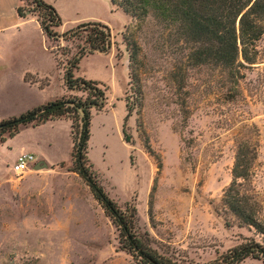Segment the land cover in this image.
<instances>
[{"label":"rangeland","instance_id":"1","mask_svg":"<svg viewBox=\"0 0 264 264\" xmlns=\"http://www.w3.org/2000/svg\"><path fill=\"white\" fill-rule=\"evenodd\" d=\"M58 1V33L84 21L110 29V49L84 56L74 73L107 86L104 108L92 110L86 149L107 195L122 208L135 206L137 226L152 246L181 264H207L247 237L262 241L235 221L226 225L217 209L232 180L236 146L249 141L256 147L250 180L264 215V33L255 42L256 62L234 77L215 58H193L203 35L178 15L167 25L151 10L132 17L109 0ZM21 3L33 8L31 0ZM80 43L51 41L40 30L0 39V120L64 94L70 54L59 46L74 53ZM28 57L47 59L45 77L26 75L47 82L44 91L18 81L16 70ZM70 131V122L54 121L0 139V264H138L121 250L111 220L73 171ZM23 152L43 166L15 174L12 165Z\"/></svg>","mask_w":264,"mask_h":264},{"label":"trees","instance_id":"2","mask_svg":"<svg viewBox=\"0 0 264 264\" xmlns=\"http://www.w3.org/2000/svg\"><path fill=\"white\" fill-rule=\"evenodd\" d=\"M109 1L132 17L145 16L151 10L157 20L167 25L178 15L187 29L195 28L203 35L202 48H197L193 53V58L199 63L215 58L235 77V74H239L240 67L256 62L258 52L255 42L264 33V0ZM31 3L33 8L18 4L15 8L16 14L19 17L35 16L47 39L57 41L61 37L64 40H82L74 53H70L64 46L59 48L63 54H70L62 73L65 88L69 91H81L85 95L65 94L17 116L0 120V139L6 133L12 137L28 124L39 126L50 120L68 119L70 136L72 134L73 171L85 181L105 215L111 220L117 231L121 250L131 255L138 264H181L152 246L149 234L137 226L135 206L126 203L122 208L107 195L98 184L86 155L92 110L100 111L104 108L107 86L100 80L76 76L74 73L84 56L106 53L110 49L112 42L109 27L99 21H84L60 34L56 28L62 24V18L56 8L45 0H31ZM199 5L204 8V15L198 12L199 8L196 7ZM196 41L200 42L198 39ZM50 51L56 65H59L56 52L53 49ZM24 80L29 81L26 75ZM129 112L127 110L123 118V125ZM122 134L124 140L128 141L123 127ZM255 158V144L249 141H240L237 144L231 170L232 180L223 190L221 207L217 210L223 214L226 225L235 221L239 226L252 229L260 235L262 241L254 237L244 238L243 242L220 253L207 264H241L246 258L257 259L264 264V215L250 180Z\"/></svg>","mask_w":264,"mask_h":264},{"label":"crops","instance_id":"3","mask_svg":"<svg viewBox=\"0 0 264 264\" xmlns=\"http://www.w3.org/2000/svg\"><path fill=\"white\" fill-rule=\"evenodd\" d=\"M45 1L51 3L56 8V10L60 14V16H62L61 6H60V2L58 0H45ZM16 6H17V0H0V39H7V37L11 36L13 33H15V35H20V34L24 35L26 32H28L30 30H40L41 31V28H40L39 23L37 22L35 16L28 15L26 17H19L16 14V10H15ZM1 56L3 59L4 54H2ZM51 56H52V59L54 61L55 66H56L55 58H54L52 53H51ZM49 58H51V57H49ZM2 59H1V61H2ZM52 59H50V60H52ZM44 60L47 61V59L45 57H42V58H40V57H36V58L35 57H28V58H26L25 63L24 64L21 63V65H19V67L16 70V76L18 78V81L21 84L26 85L28 87L36 88L37 91H44L48 86L47 84H44L43 86H41V85H39V80H35L34 82L24 80L25 75H34L38 79L45 77L48 70L46 67L43 66ZM88 79H94V78H88ZM96 80L102 81L104 79H96ZM69 92H72V91H69L66 89L65 93L62 95H65ZM62 95L53 96L52 98H47L41 102L36 103L32 107L39 105V104H42V103L49 101V100H53V99L58 98ZM32 107H30V108H32ZM54 121H67L68 124L70 122L68 119H57V120H50V121H47L45 123H50V122H54ZM40 158H43V156L40 155Z\"/></svg>","mask_w":264,"mask_h":264},{"label":"built area","instance_id":"4","mask_svg":"<svg viewBox=\"0 0 264 264\" xmlns=\"http://www.w3.org/2000/svg\"><path fill=\"white\" fill-rule=\"evenodd\" d=\"M36 163L37 158L35 157V155L29 152H23L16 157L12 165V171L15 174H21L32 169L36 165Z\"/></svg>","mask_w":264,"mask_h":264},{"label":"water","instance_id":"5","mask_svg":"<svg viewBox=\"0 0 264 264\" xmlns=\"http://www.w3.org/2000/svg\"><path fill=\"white\" fill-rule=\"evenodd\" d=\"M40 163H36V165L34 166V169H38V168H40L41 166H43V165H39ZM42 164V163H41Z\"/></svg>","mask_w":264,"mask_h":264}]
</instances>
